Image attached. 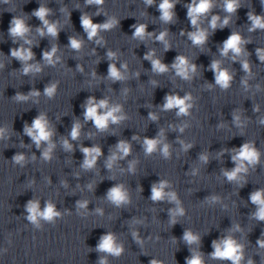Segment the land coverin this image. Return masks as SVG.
<instances>
[{
    "label": "clouds",
    "instance_id": "clouds-1",
    "mask_svg": "<svg viewBox=\"0 0 264 264\" xmlns=\"http://www.w3.org/2000/svg\"><path fill=\"white\" fill-rule=\"evenodd\" d=\"M7 0H5V3ZM105 0H84L85 6H96L97 11L94 13H82L80 16V23L83 31L87 35L89 41H95L97 45H104V38L100 35L102 32L110 31L116 28L120 24V20L107 16L106 13L102 11V5ZM157 0H143L145 8L156 5ZM180 3V0H159L157 10L160 15L158 19L163 24H172L176 22V12L175 7ZM260 4L264 7V0H260ZM243 5L240 0H191V3L184 4L187 9V19L190 22L191 31H181V35H187V38L191 41L193 46L203 47L207 44L209 36L214 33L217 29H223L229 26L232 16H237V11ZM65 8H67L65 6ZM78 8V6H77ZM221 9L224 13L223 16L218 14H213L214 9ZM62 11V9H60ZM105 15L106 20L103 23H94L93 16ZM147 14V13H146ZM41 21V27L36 28V33L41 37H51L54 40H58L61 27L59 26V21L50 20L49 17L52 15V9L45 5H40L38 9L31 13ZM71 13L69 12V18ZM247 19L250 22L247 31L257 32L264 31V13L257 15L254 11H249L247 13ZM207 22V27L204 26ZM134 31L132 32L131 38L143 42L145 39L154 38L155 41L160 42L164 46L165 52L171 48L167 37L169 34L168 29L161 30L158 34L154 32H149L147 30L148 25L144 23H136L131 26ZM211 30V31H209ZM9 35L13 38V43H17L19 40H23L18 48L11 49V57L20 61L22 68L21 72L23 75H34L42 71V65L39 62L30 63V61L35 60V53L32 51L33 40L29 38L32 29L25 22L23 18L13 17L11 24L8 29ZM252 41L243 36L240 32L233 31L226 40L223 41L222 46L218 48L221 57H229L233 62L239 59L241 67L246 74L242 78V85L247 90L248 80L252 77V69L248 57L250 53L247 52L245 45L251 43ZM24 45H28L25 47ZM84 45V40L78 36L68 37V47L75 52H80ZM58 45L53 44L50 50H45L43 52L42 60L45 65L55 67L57 63L61 62V57L57 55ZM107 58L110 61L108 64L107 76L103 79H108L112 83L122 82L128 79L127 63H122L119 68L115 61L117 53L108 50ZM257 58L261 63H264V48L258 47L256 49ZM144 60H147L151 64V72L157 75H163L170 70H174L175 75L185 81H190L197 74L198 66L196 63L192 62L189 58L183 55H177L175 60L171 65H168L162 61L161 58L156 56L155 50L150 49L144 56ZM4 65L0 64V69H3ZM76 70L83 72V67L77 65ZM209 70L213 72L215 85L207 84L208 89H212L214 86H218L221 90H227L231 87L234 72L222 66V61L218 59H213L209 65ZM139 77V73L135 74ZM93 78L97 76L95 72L92 73ZM153 87H157L158 84L155 80L150 81ZM58 82H52L45 86L43 95L49 99H54L57 93ZM259 88V85H257ZM129 89H123V94L126 96ZM41 92L33 89L29 93L22 94L17 92L13 99L16 102H26L32 98H38ZM81 107L84 109L83 116L84 122H92L93 126L100 132H105L109 129L111 125H118L123 121L128 119L127 114L124 111V107L119 103H110L109 98L105 97L103 99L97 100L94 96H89ZM161 111H172L175 110L177 117H187L191 115V110L194 107V98L190 93H185L184 96L178 94L170 93L164 97V103L159 106ZM253 111H259L258 106H254ZM239 112H233V123L240 128H243L244 122L241 120ZM148 119L150 121L156 122L158 116L154 112L148 113ZM261 124H264V119L260 120ZM224 125H218V127H223ZM188 127L187 124H182L178 126L179 132L183 133ZM82 124L79 120L73 122L69 136L71 140H78L81 135ZM175 130V129H174ZM7 133L6 127H0V139H4ZM24 134L30 137L32 143L37 149H40L42 145H46L41 152V159L45 162H50L53 159V151L56 144L53 142L52 137L55 134L53 127L44 113H40L33 119L32 123L29 125L25 123ZM133 140L137 137L133 135ZM182 146V150L187 152L193 147L191 143H185L182 140H178ZM62 146L65 151H73V145L69 142V139L62 138ZM144 153L146 156H151L154 152H159L164 159H169L171 157V145L165 141L164 130L160 129L155 138L145 137L142 144ZM80 151L84 155V159L81 168L84 170H92L95 168L97 161L101 155H103L100 146L93 145L92 147H80ZM132 145L129 141L119 140L115 145L114 150H111V154L108 156L105 166L107 169L111 170L114 164L118 160H123L131 154ZM222 150L220 155L223 154ZM233 153L231 159L235 165L232 169H222V174L229 183H235L239 187H243L247 183V175L250 169L254 170L255 167L260 164L262 153L257 149L255 144L251 141L245 142L239 149H231ZM35 160V155L32 156ZM199 160L207 164L209 162V157L207 153H201L199 155ZM12 162L16 165L24 166L27 162L26 157L23 153H17L12 157ZM137 164L136 160H132L128 164V171L131 173L135 172V166ZM197 169L192 170V175L197 174ZM50 183V178L49 181ZM66 187L65 182H61ZM89 189L93 188V185H88ZM171 187L170 183L166 180H160L157 183H153L151 186V196L149 199L156 202L167 201L175 205L174 208L168 210L169 214V224L175 225L178 223V217L185 215V209L178 198L175 191H166ZM142 191V189H141ZM106 199L115 207L119 208L129 204L130 195L128 190L123 184H116L109 188L106 194ZM250 202L256 206V210L251 213L250 218L259 222H264V188H259L254 190L249 195ZM205 202L208 204L221 203V198L219 196H210L205 198ZM89 201L78 200L76 202V210L78 215L87 214V206ZM226 207V205L224 206ZM84 210V211H82ZM25 211L27 212L26 220L35 228L42 229L45 223L55 225L58 219L63 218L64 214H68L67 210L65 213H61L57 210L56 205L48 200L45 202L44 208L41 210L40 202L38 199L29 200L25 206ZM97 214L102 215V209L95 210ZM132 224H142V220L133 219ZM242 231L239 224H234L232 228L228 230V234L219 240H214L212 242V247L214 251L210 254L212 259L229 261L230 264H243L245 261V245L234 238L233 233ZM133 239L140 244H144V241L140 238L139 233L135 230L132 231ZM183 241L188 245H199L200 235L194 233L190 229H185L182 237ZM175 242V238H173ZM256 244L259 249H264V238L258 239ZM99 253H104L101 256L97 264H108V256L120 257L124 252L123 244L117 241L115 234L109 232L100 237V240L95 249ZM192 255L186 258L185 264H204L203 254L194 251L190 248ZM150 264H162V262L153 259ZM246 264H254L251 258L247 259Z\"/></svg>",
    "mask_w": 264,
    "mask_h": 264
}]
</instances>
